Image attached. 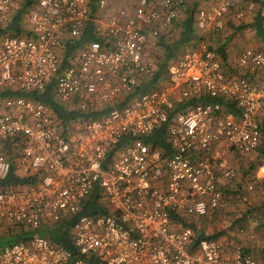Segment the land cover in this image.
Here are the masks:
<instances>
[{
	"label": "built area",
	"instance_id": "obj_1",
	"mask_svg": "<svg viewBox=\"0 0 264 264\" xmlns=\"http://www.w3.org/2000/svg\"><path fill=\"white\" fill-rule=\"evenodd\" d=\"M112 1L34 0L27 37L7 32L25 0H0V92L24 94L0 100V182L13 169L35 181L0 187V228L28 232L27 242L0 247V264H258L192 226L223 208V177L235 176L229 152L248 155L263 142L264 52L244 50L229 76L208 42L231 16L253 15L255 3L210 0L194 13L199 46L170 63L159 89L137 94L156 71L148 49L189 0H138L132 15H107ZM93 3L103 13L99 40L64 67V42L82 37ZM52 83L67 108L107 114L67 132L51 107L27 96ZM164 125L171 153L145 141ZM97 189L107 213L83 214ZM68 223L74 251L42 234Z\"/></svg>",
	"mask_w": 264,
	"mask_h": 264
},
{
	"label": "trees",
	"instance_id": "obj_2",
	"mask_svg": "<svg viewBox=\"0 0 264 264\" xmlns=\"http://www.w3.org/2000/svg\"><path fill=\"white\" fill-rule=\"evenodd\" d=\"M249 1V0H248ZM257 1V2H256ZM255 1V5L257 6L259 3L258 0ZM34 3V0H25V4L23 6V9L19 12V14L14 18L12 23L9 25L7 32L13 35L17 36H27L31 37L30 31L26 29L24 26V16L27 12V10L32 6ZM254 21L252 23L253 28L257 31V34L259 37L264 38V15L261 13L259 14V11L257 14L254 11ZM100 12L96 6L95 3L91 6V15H90V21L88 22L82 37L79 40H72V39H66L63 46V52H62V65L64 67L69 65V61L73 54L80 50L87 49L88 46L95 41H98V35L96 32V20L99 18ZM195 20H194V13L190 17L187 18L186 22L183 24V28L181 29V39L180 41H170V37H166L165 39L162 37L158 40V48L160 51L164 53L163 56L161 55L160 58H158L156 71L152 78L147 80L146 82L142 83L140 87L138 88L139 91L137 94L145 93L149 91H153L156 89H159L163 84H165L168 80V68L170 65V60L178 59L182 53L183 49L179 50L181 46L186 45L188 40L195 39ZM174 35V33H173ZM213 35L212 37H214ZM211 37V38H212ZM201 41V40H200ZM165 42V43H163ZM210 47L214 50H216L213 47V44L211 40H208ZM224 47L219 49L218 54L222 55V57H225L226 54L224 52ZM14 95L22 96L24 94L21 93H13L9 91L0 92V100L5 99L7 97H11ZM29 97L34 98L35 100H38L49 107H51L55 114L57 115L59 121L62 123L64 129L68 132L69 128L72 127L76 122L81 121H87L90 119H97L102 118L104 115L107 114L108 109L102 110L100 112H94V113H85L80 110H71L67 108L64 104H61L55 94V84H50L47 89L43 92L39 93H33L30 95H27ZM213 100L208 99L207 102H212ZM117 107H122L123 103H116ZM174 116V114L171 116V118ZM146 143L151 146L152 148H157L165 153H171V146L168 142V135H167V125L162 126L158 131H156L154 134L146 138ZM264 148V137L263 142L260 148ZM264 154V151L262 152ZM261 162L254 165L256 168L258 165H260ZM255 168H249L247 171L246 176L251 177V179L255 180L254 175L256 174ZM264 185V180H259ZM35 181L30 178H24L18 176L16 169H13L11 174L8 176V178L0 182V187H7V186H22V185H28V184H34ZM102 198V194L100 190H95L92 194V198L86 208L84 209L83 214L86 215H102L106 214L107 211L104 208V206L100 203V200ZM72 223H68L66 226H62L59 229L51 230V231H43V236H49L54 242H57L58 244L64 246L66 249L75 250V247L73 245V241L70 236V229H71ZM8 234H6L3 238H9L5 243H11L15 241H28V232L23 230H9L7 231ZM10 232V233H9ZM202 237H208L205 235H201ZM211 238V237H210ZM213 238H218V236H213ZM9 240H11L9 242Z\"/></svg>",
	"mask_w": 264,
	"mask_h": 264
},
{
	"label": "rangeland",
	"instance_id": "obj_3",
	"mask_svg": "<svg viewBox=\"0 0 264 264\" xmlns=\"http://www.w3.org/2000/svg\"><path fill=\"white\" fill-rule=\"evenodd\" d=\"M258 1L259 4L255 7L254 11L256 14L259 11V14L262 13L264 15V0ZM135 2H137V0H123L121 5L117 3V7H129L128 5L134 4ZM117 7H111V12L116 10ZM109 11H107V14ZM254 15L253 12V16ZM180 24L181 22H179V27ZM247 28L251 29L247 30ZM239 32L242 35L246 33V36L244 35L245 37H255L254 35L251 36L255 31L250 26L240 28L238 33ZM238 33H235L233 37ZM175 34L176 35L172 37L173 40L170 41H180L179 31L177 30ZM219 43V40H216L213 47L215 49L218 48L217 46ZM241 45L242 44H240V46ZM184 46H181L179 50ZM250 48L255 47L250 46ZM148 53L156 60L155 62H158V58L164 54L162 50L160 51V49L152 48L148 49ZM232 64L234 65L235 63L232 62ZM254 152L248 155L239 154L236 157L241 160H252L254 159L252 158ZM234 171L235 176L232 179H227V184L230 186V189L226 190L223 186V208L213 217L212 221L196 218L197 232L199 235L208 237L218 236V238L225 241L234 242L252 253L258 264H264V185L259 181L261 178H257L256 174L254 175L255 180H253L251 177L246 176V174L240 176L236 170ZM250 184L254 186V191L248 189ZM190 221L189 219V222ZM6 234H8L7 230L0 228V247L4 246L6 244L5 242L9 239L3 238ZM10 241L11 240H9V242Z\"/></svg>",
	"mask_w": 264,
	"mask_h": 264
},
{
	"label": "crops",
	"instance_id": "obj_4",
	"mask_svg": "<svg viewBox=\"0 0 264 264\" xmlns=\"http://www.w3.org/2000/svg\"><path fill=\"white\" fill-rule=\"evenodd\" d=\"M249 1H252L255 3L254 0H249ZM122 2H123V0H113L111 6L108 8V11L110 10L111 7H114V8L117 7V3L119 5H121ZM137 3H138V0L134 4H130V5L127 4L129 7L118 6L116 10H113L114 9L113 8L112 9L113 11L111 12V10H110L107 15L115 14V12L119 9V7L120 8H126L129 15H132L135 11ZM209 4H210V0H189L187 6L184 9L180 10L178 18L175 21L173 28L169 31V33L163 35L162 37L164 39L166 37H170L171 40H173L172 37L174 35H176L175 33L178 30L180 33V38H181V36H182L181 35V29L183 28V24L186 22L187 18L190 17L191 15H193V13H195L199 9L208 7ZM255 7H256V5H255ZM99 12H100V10H99ZM102 15H103V13L100 12L99 18L96 20V23L102 17ZM253 19H254L253 15H249L243 21L236 20L233 18V16H231L226 30L220 34H216L214 37L209 39V40H211L212 44H214L216 42V40H219L220 43L217 46L218 48H216L217 51H219V49L224 47V49H225L224 52H225L226 56L222 57V55H220V58H221L222 63H223L224 71L229 76L238 75V73L240 72L239 68H238L237 61H238V57L240 56V54L244 50L250 49V46L255 47V48H251V49L264 50V38L259 37L257 34V31L253 28V26H252V23L254 21ZM179 22H181L180 27H179ZM24 26L26 27V29H28L25 20H24ZM247 26L252 27L253 30L255 31L254 33L251 34V36H253V35L255 36V37H252L253 39L249 38L248 36L245 37L246 33H244L243 35L240 34V32L238 33L240 28H244ZM250 29L251 28H247V30H250ZM194 31H195L194 37H196V38L192 39V40H188L186 45L182 48L183 50L193 49V48H197L199 46V43H200V40L202 39V37L196 28V24L194 27ZM173 33H174V35H173ZM235 33H238V34L235 37H233ZM162 37H161V39H162ZM250 39H252V40H250ZM163 43H165V42H163ZM240 44H242V45L240 46ZM157 49H159V48H157ZM176 60L177 59L170 60L169 62L173 63ZM232 62H234L235 64L233 65ZM156 66H157V63H156ZM227 108L233 110V107L230 105H227ZM260 147L254 152V155L252 157L254 159H252V160H246V159L241 160L240 158L236 157L239 154H237L235 152H229L228 157L231 161L232 168L234 170H236L240 176L245 175V173H247V171L249 170L250 167L255 168L254 165L261 162V164L255 168V171H256L257 178H261L260 180H264V154L262 153L264 151V148L263 147L260 148ZM223 149H226V143H223ZM227 183H228L227 178L223 177L222 188L224 186V189L229 190L230 186ZM195 220H196V218L192 219V226L194 227V229L197 232L198 229H197V224H196ZM205 221H209V220H205Z\"/></svg>",
	"mask_w": 264,
	"mask_h": 264
}]
</instances>
